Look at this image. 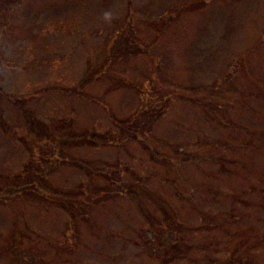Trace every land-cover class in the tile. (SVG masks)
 <instances>
[{
	"label": "rangeland",
	"instance_id": "374dc122",
	"mask_svg": "<svg viewBox=\"0 0 264 264\" xmlns=\"http://www.w3.org/2000/svg\"><path fill=\"white\" fill-rule=\"evenodd\" d=\"M13 1L0 88L47 130L0 100V264H264V0Z\"/></svg>",
	"mask_w": 264,
	"mask_h": 264
},
{
	"label": "trees",
	"instance_id": "16d2710c",
	"mask_svg": "<svg viewBox=\"0 0 264 264\" xmlns=\"http://www.w3.org/2000/svg\"><path fill=\"white\" fill-rule=\"evenodd\" d=\"M14 1H17L21 4L22 0H14ZM4 31H5V29H2V33ZM88 83H89L88 81H84L83 84L79 86L77 92L79 93L81 89L85 88L88 85ZM73 95L76 96V92ZM0 100L11 104L15 108L14 110L17 109L19 111V113L17 115H19V118L21 119V121L23 123L24 130L29 132L28 133L29 136H31L34 133L43 132V131L47 130L46 126H42V127L37 126V123H42V121L40 120V118L38 116H34L32 113H29L28 110L25 109L24 104L17 101V99L13 95L4 92L1 88H0ZM18 126H20V123ZM37 139H40V138L37 137ZM71 139L72 140L75 139L77 141V143H82V144L83 143L90 144V143L96 142V138H94L92 141H90L88 138L84 139L83 135L73 136V137H71ZM100 143H101V141H100ZM72 165L77 166L79 169L86 170L84 172L90 173L91 175H95V176H103L104 175V170H98L95 168H91L88 164L83 163L81 161H79L77 164L72 163ZM124 185H126L127 188L129 189L128 192L124 193L125 198L130 201L138 219L140 220V222L143 225H145V226L149 225V221L153 218L145 212V209H144L145 205L143 206V197L146 198V200H148L147 196H145V191L143 190L144 189V183L140 182L139 180H136V181L131 180L130 181L128 179H125ZM29 186H32V188L30 190H28L27 192L35 191L38 194V198L45 199V200L49 201L53 207H57L59 210L65 212L66 214H69L70 207H73L75 205L74 199H68V198L66 199L65 196L58 195L55 192H49V191L45 190L43 185L41 184V182H39V183L34 182L33 185H29ZM131 187H135V188L131 189ZM25 189L21 190L20 192L17 191L16 193H20V195H21L22 193H24ZM168 225H170V224L168 223ZM170 228H172V227H170ZM173 249L177 253V250H176L177 245H175V246L173 245Z\"/></svg>",
	"mask_w": 264,
	"mask_h": 264
}]
</instances>
